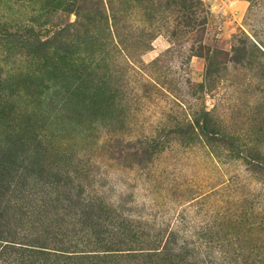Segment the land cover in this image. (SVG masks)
Instances as JSON below:
<instances>
[{
  "label": "rangeland",
  "instance_id": "1",
  "mask_svg": "<svg viewBox=\"0 0 264 264\" xmlns=\"http://www.w3.org/2000/svg\"><path fill=\"white\" fill-rule=\"evenodd\" d=\"M248 64L264 0H0V264H264V158L203 135Z\"/></svg>",
  "mask_w": 264,
  "mask_h": 264
},
{
  "label": "trees",
  "instance_id": "2",
  "mask_svg": "<svg viewBox=\"0 0 264 264\" xmlns=\"http://www.w3.org/2000/svg\"><path fill=\"white\" fill-rule=\"evenodd\" d=\"M219 55L223 60L221 63L217 62ZM231 55L232 57L228 59L230 56L227 53L219 52L213 54L212 59L208 62L207 77L211 76L217 65L225 62L235 65H240L241 62L245 63L243 50L235 48L232 50ZM241 67H243V64ZM251 68L254 79L259 81L255 87H252L255 99L243 100L241 97H236V104L234 103L232 107V111L238 113L240 118L244 117V115L248 117L247 122L242 123L235 120L237 119L235 117H226L223 113V108L220 115L217 113L213 115V112L206 114L203 120V135L204 138L208 137L209 142L219 144V147L221 146L227 150L234 146L246 148L248 149L246 157L255 163H259L264 158V153L259 151L264 143V139L261 137V131L264 130V67L260 64H255ZM256 94L260 97H256ZM222 104L227 105L225 102ZM256 130L259 135L255 133Z\"/></svg>",
  "mask_w": 264,
  "mask_h": 264
}]
</instances>
